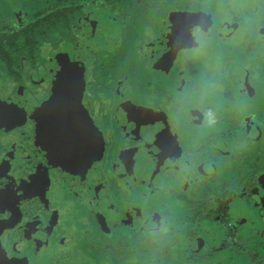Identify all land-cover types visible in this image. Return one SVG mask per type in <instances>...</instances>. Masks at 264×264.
Instances as JSON below:
<instances>
[{"label":"flooded vegetation","instance_id":"1","mask_svg":"<svg viewBox=\"0 0 264 264\" xmlns=\"http://www.w3.org/2000/svg\"><path fill=\"white\" fill-rule=\"evenodd\" d=\"M4 1L0 0L6 5ZM223 2L228 9L232 5V0ZM39 4L28 7L30 14L31 9L40 8ZM247 4L250 7L246 6V11L241 9L247 16L240 22L237 17L235 27L231 22L219 21L214 0H61L36 22L19 30L0 31L1 52L4 43L13 45L5 57L0 56V77L9 86L5 93L0 89V264H45L58 255L48 264L96 261V253L89 254V258L82 253L86 233L96 234L100 228L111 238L112 223L86 219L85 210L91 212L108 180L112 183V168L115 173L130 175L127 171L133 160L151 154L162 158L163 167L169 162L176 167V162L185 159L190 162L189 171L196 176L198 160L214 168V175L205 172L198 176L205 188L201 197L196 194L198 186L192 178L181 183L184 189L194 186V195L175 190V195L170 193L173 202L183 201L181 208H192L183 216L188 224H195L189 216L197 203L206 200L207 191L214 189L211 197L216 193L222 201L223 188L229 190L225 211L214 220L221 215L233 227L210 226L216 233L220 230V235L224 231L238 235L242 240L237 241L238 253L230 251L225 261L213 260V252L219 249L211 247L212 240L206 234L200 252L186 251L188 263L233 264L232 255L240 259L235 260L237 264H264V224L246 227L228 214V202L236 198L250 214L247 204L252 199L264 214V193L257 189L264 188V0H247ZM9 13L2 11L0 16L14 18ZM208 14L213 21L203 23L202 16ZM22 17L15 20H24ZM43 25L46 27L41 28ZM53 30L63 35L62 46L51 40ZM43 32L46 38L41 43ZM20 37H26L25 45L18 42ZM65 48L62 57L50 56ZM41 50L45 57L39 65L35 61L41 57ZM223 55L226 61L221 59ZM216 60L221 68L209 67ZM26 61L32 71L22 68ZM203 77L207 81L201 82ZM23 92L31 97V105L20 101ZM171 97L179 98V103ZM197 97L209 101L198 102ZM216 100L227 109L233 107L232 102L245 105L256 101L255 109L247 107L244 113L257 117L258 124L236 123L233 132L212 129L207 115L213 118L214 112H223L215 110ZM164 105L169 110L159 117L156 130L151 132L156 134V143L150 154L149 131L138 132L140 122L133 118V111L142 112L145 121L144 117L150 112L158 114ZM245 114L241 115L242 124H246ZM180 121L185 130L182 135L188 134L185 144L183 136H174L173 129L180 126ZM199 123L206 127H198ZM202 129L217 132L216 139L205 130L200 132ZM255 131L263 132L259 142L254 138ZM236 133L237 147L229 143ZM199 138L201 143L197 142ZM194 140L200 148H194L196 155L190 157L191 148H186ZM235 149L237 154H233ZM174 170L165 172L173 174ZM170 178L176 182L173 175ZM137 185L136 189L145 193L139 192L142 197L147 196L148 185L156 186L153 181ZM157 191L164 194L161 187ZM163 214L166 220L161 216L159 221L166 226L163 230L169 228V220L180 222L169 208ZM136 220L133 217L132 223ZM146 222L144 219L140 227H135L139 234L134 243H129L130 236L115 235L125 260L136 258L142 249L159 246L151 236L140 234ZM200 227L195 225L197 232ZM118 228L121 226H115V230ZM184 228L169 229L174 250L183 242L192 246L191 240L202 233L180 241ZM160 235L161 239L165 237ZM219 242H223L222 235ZM100 244L110 247L102 255L112 257V241ZM245 255L247 259H243Z\"/></svg>","mask_w":264,"mask_h":264},{"label":"rangeland","instance_id":"2","mask_svg":"<svg viewBox=\"0 0 264 264\" xmlns=\"http://www.w3.org/2000/svg\"><path fill=\"white\" fill-rule=\"evenodd\" d=\"M167 1V0H166ZM7 2L6 5H4L3 3L0 2V13L5 12H11L9 13L11 16H13L14 18L12 19H2L0 16V31H12V30H19L21 27L27 26L29 24H32L33 22H36V19L39 18L40 15H45L47 11H49V7H55L56 5H58L59 2H61V0H5L4 3ZM33 3H41L39 4V7L37 10H30L31 14L28 10V7H30ZM214 4L217 8V13L218 14V18L219 21H224L223 23H229L231 22L233 26H235V22H236V18H245L246 15V9L245 7L248 6L250 7V4H247V0H232V5L231 7L228 9L227 6H225L223 0H214ZM19 5L21 6V8L23 10H21V8L19 9ZM241 9H245V11H241ZM42 11V12H40ZM232 11H234V13H231ZM40 13V14H39ZM42 13V14H41ZM215 14V13H212ZM28 15V16H25ZM209 15V14H208ZM202 16V21L203 23L206 22H210L213 21V16ZM18 16H23L22 18L24 20L21 21H16ZM16 19V20H15ZM15 20V21H14ZM46 26H42L41 28H44ZM236 27V26H235ZM52 32H54L52 34V38L51 40L56 42V46L60 45L61 46L65 43V39L63 38V35L61 33H59V31L57 30H53ZM44 33V32H43ZM205 37L209 38L208 36V32H205ZM45 38H46V34H42L39 38V41L41 40L42 42H45ZM19 39V38H18ZM18 42L20 44H24L26 43V37H20V39L18 40ZM54 49V48H53ZM67 48H65L64 50H62V53L58 52L57 54H55L54 52L50 53V56H56L57 57H62L63 52L66 50ZM47 50L49 51V48H47ZM208 51V50H207ZM72 50H67L66 53H71ZM47 53V52H46ZM212 53H209V55L211 56ZM213 55L217 56V53H213ZM40 58H38L35 62L38 63L39 65H42V57H45V52L41 50L40 52ZM215 56V57H216ZM43 57V58H44ZM221 59L223 61H226V55H223L221 57ZM209 63V62H208ZM208 65V64H207ZM24 68V70L26 72L32 71L31 67L28 65L27 61L23 63L22 65ZM213 66L212 69L214 68H221V64L219 63V61H215L213 62V65L211 63H209V67ZM205 68L203 67V70ZM198 71V70H197ZM199 72V71H198ZM3 76L0 77V89L5 93L6 89L9 87L7 80L2 78ZM198 77V76H197ZM204 77L200 80L201 82L203 81H207V78ZM186 81H188L189 79H185ZM219 80V79H218ZM10 88H12V86L10 85ZM26 92H23L22 98H21V102L24 104H28L31 105L32 101H31V97L27 94H24ZM1 94V92H0ZM170 94H172L170 92ZM172 96L174 97L175 95L172 94ZM171 97V99H174L176 101V103H179V98H173ZM186 94L182 93V98H185ZM209 97V96H208ZM196 100H204V101H209L206 100L205 98L202 97H197ZM163 101V99L161 100ZM160 101V102H161ZM181 101V99H180ZM223 101V100H221ZM257 102L255 101V103H250V104H245L242 105L243 102L241 101H237L236 103L232 102L233 107L230 109H227L225 106H223L224 104L222 103H218L217 104V100L216 103L213 102V104H215V110H222L223 112H214L211 118L209 115H207L206 119L208 120L207 123L208 125L212 128L215 129L217 128L218 131L224 130L226 131L228 129L227 132H233L235 130V128L233 126L236 125V123H241L240 125H249V124H258V118L255 116H251L248 114H245V110L247 107H253L250 110L255 109ZM166 104V103H164ZM219 105V106H218ZM235 105H238V109L236 108ZM241 110H239V106H241ZM16 107L19 105H15ZM217 107V108H216ZM163 110H160V112L158 114H156V112H150L149 115H147L146 118L147 120H142L143 117L141 116L140 111H133V118L136 119V121L138 120V125H137V129L138 132L144 131L145 130L149 131V145H150V154L151 151L153 150V146L154 143H156V140L154 139V136L156 134H152L151 132H153V130H156L155 126L158 125L157 121L159 119V117L161 115H163V113L165 114V112L167 110H169L165 105L163 106ZM233 108H236L233 110ZM204 114V112H202ZM247 113V112H246ZM182 114V113H180ZM202 114V115H203ZM245 114L246 117L244 118V122L246 124H242V120H241V115ZM180 116L181 119H184L183 115H178V117ZM238 119V120H235ZM142 120V121H141ZM151 120V121H150ZM198 127H206V124L204 123V126H200V123L198 124ZM174 136L179 135L180 137L183 136V144H185V142H188V134L184 133L182 135V132L185 131L184 130V124L183 122L180 121V126L178 128H174ZM208 136H211L212 139H216V135L214 133L217 132H210L207 129H202L200 132L204 131ZM159 131V130H158ZM263 132L257 133L255 131V140L256 141H260V139L262 138ZM196 136V134L194 135ZM237 133L235 134V139L230 140L229 143H233L235 146L238 143L237 142ZM202 139L199 138V140L197 141L198 143H201ZM189 145L187 146L186 150L190 149V157H194L196 155V153L194 152L196 148V150L198 148H200V145H196L195 144V140H194V144L192 143H188ZM153 145V146H152ZM237 147V146H236ZM261 149H264V146L261 145ZM239 151L237 149H235L233 154H237ZM162 158H158V157H154L153 154H151V157L148 156L146 158L139 156L138 158H136V160L132 162V166H131V170H128V174L130 175H126V179L130 178L131 175L134 176V185L136 186L135 188H139V186L137 185L138 183H151L153 181V184H159V187H161V189H163L164 194L160 193L159 191V187H157V185L155 186L157 190H155L153 192V187L151 185H148L149 187L146 190L147 196L142 197V195L136 190L131 189V191L127 190L126 192V197L128 200H130V203H127V210L125 208V211L127 212L125 215V221L124 223L120 224L121 228H118L115 231H112V237L109 238L107 236H105V231H101L100 228H98V230L96 231V234H90L86 233L85 236V246L83 245L84 248V252L82 251V253L84 254V256H86V258H89V254L92 253V255H94V253H96L97 259L96 261L93 260L91 262H89L88 264H115L116 258L114 257V255H119L118 252H116L115 250L113 251L112 249V257L110 255H102L103 251H107V249H110V247H106L105 245L102 246V244H100V242H103L108 244L109 241L114 242L117 245L118 240L116 239L117 235L119 236L120 234H122L123 236L127 235L130 236L131 239H129V243H134L138 234H139V230L135 229V227H140L142 225V221L144 219L147 220L146 222V226L144 227V229L140 232V234H144L147 236H151V240L160 243L159 246H161L162 244H165L167 242L172 241V237L173 235L171 234V231L169 232V229L172 227L175 228H184L188 225L187 222L183 221L184 219V214L190 213L191 212V207L189 206L188 208L185 206L184 208H181L179 205L181 204L180 199L177 200L176 202H173L172 198L170 197V193H172L173 195H175L176 193H174L173 190H175L177 193H189L191 195H194V186H191L187 189H184L182 187V183L181 181H185L186 179H196L195 180V184L198 186L197 189V196H199L203 191H204V186H201V181L200 178H198V176H203V173H207V174H213L214 172V168L212 166H204L205 164L203 163V161L198 160L197 161V176L196 174H193L192 172L189 171V161H180V162H176V167L175 170L173 172V174L178 173V174H170L167 173L165 171H163L161 168L162 166V161H160ZM188 159V158H187ZM191 160V159H190ZM147 166V168L145 166ZM147 169V171H146ZM184 172V174H182ZM220 170L218 172V174H220ZM121 173H119L117 175V179L118 177H120ZM173 175L175 180H172L170 178V176ZM214 175V174H213ZM232 176H235L234 173H231ZM263 177H264V170H263ZM168 178H170L168 180ZM116 181H119L117 180ZM162 180H165L162 181ZM236 181V179H235ZM175 182V184L173 185V183ZM168 185H173V187H170ZM185 185V184H184ZM257 189H262L263 193H264V188H262L261 186H259ZM126 191V190H125ZM130 192V193H128ZM119 191L116 189L115 193H114V199L118 200L119 197ZM150 194V195H148ZM177 197V196H176ZM201 197V196H199ZM238 197V196H237ZM165 199L166 203L163 202L162 199ZM85 199L88 200L87 196L85 197ZM124 199V198H121ZM199 200L201 198H198ZM262 202L264 203V195L261 198ZM258 201V200H257ZM169 202V204H171L177 211H175L169 204L166 206L165 204H167ZM187 204V203H186ZM248 207H250L249 209L252 211V213L250 214L249 210L245 209V205L243 203H241V200H238V198L230 200V202H228V214L232 215V218L235 220H238L239 223H244V225L248 226L249 224H251V227H256L257 225L264 224V214H262L263 212H259L255 206V203H253L252 199H248ZM168 208L170 210H173V213H175L176 217H178V219L180 220V222L176 223L175 221L169 220V228L167 230H163V227H166L165 225H161L159 224V221L161 220V216L162 214L168 210ZM113 210V209H112ZM264 210V209H263ZM262 210V211H263ZM125 214V212H124ZM163 215H167V214H163ZM136 218L137 220L135 222L132 223V218ZM169 217V216H168ZM163 219L166 220V217L162 216ZM191 223V222H190ZM215 224V227L217 228V225H221L223 224L225 227L228 228H232L233 225L230 223H227L225 221V219L223 218V216L219 215L215 222L212 223V226ZM212 226H205L203 228L200 227V231L202 232L198 237H194L190 244H192V246H190L187 243H180V245L177 247L176 250H174L173 255L170 256H164L163 259L162 258H156L153 259L152 256L153 254H157V252L155 250H153V247H147V249H150V251L142 249L141 254L137 255V259L136 258H132L128 261H126V264H136L140 259H142V261L140 262L141 264H190L188 263V255L186 251L191 250L194 251L195 253L200 252L201 249V245L204 243V238L207 237L206 234L209 235V238L212 240V245L211 247H218V253H214L213 252V256L212 254H208V256H212V258H214L213 260H221V261H225L228 260L225 256L231 254L230 251H233L235 253L237 252V248H238V242L242 241L240 238L238 240V235H232V234H228L227 232H223L222 235V239L223 242H219L221 235H220V230L216 233L215 228ZM246 226V227H247ZM113 229V228H112ZM166 229V228H165ZM246 232V231H245ZM160 234H164V238L161 239V235ZM204 234V235H203ZM236 234V233H235ZM246 234V233H244ZM259 234V233H258ZM116 235V237H115ZM243 235V234H242ZM95 236V238L93 237ZM92 237V238H91ZM103 237H106L108 239L104 240ZM160 238V239H159ZM112 239V240H111ZM238 241V242H237ZM147 242V241H144ZM156 247V248H159ZM210 247V246H208ZM244 253H242L241 255H243ZM186 255V256H185ZM59 256V255H58ZM58 256L53 257L52 260H55ZM95 256V255H94ZM238 256V255H236ZM247 255H245L243 257V259H247ZM162 259V260H161ZM51 260V261H52ZM233 261V264H237L235 263V260H239L240 259H235L234 257H230V262ZM46 262L45 264L50 263ZM72 262L69 261V264H73V260H71ZM160 261V262H159ZM96 262V263H95ZM196 263V262H194ZM215 263H217V261H215ZM87 264V263H85ZM218 264V263H217ZM232 264V262L230 263Z\"/></svg>","mask_w":264,"mask_h":264},{"label":"trees","instance_id":"3","mask_svg":"<svg viewBox=\"0 0 264 264\" xmlns=\"http://www.w3.org/2000/svg\"><path fill=\"white\" fill-rule=\"evenodd\" d=\"M25 35L27 36V39L29 37L28 33H25ZM16 47V46H15ZM1 40H0V56H4L7 53V50L9 48L13 49V45L11 44H7L4 43L3 44V50L1 52ZM184 161H186L185 159H183ZM180 160V161H183ZM169 168L174 169L175 166H173L170 162L166 164V166L162 167V170L168 172ZM178 174V173H175ZM173 174V175H175ZM184 174V172L182 173ZM117 175L118 173H115V171L112 168V183L108 180L107 184L105 185V188L100 192L98 197L99 203L94 205L91 208V212L88 211V209L85 210L84 212V216L86 219L89 220H93L96 222H100V221H105V223L107 225H111L109 222L112 223V231H115V226L120 225L121 223L123 224L125 221V215H126V211L125 208L127 210V203H130V200L127 199L126 197V192L127 190L131 191V189L136 190V192H142L141 194H145L144 191L141 190H137L134 187V177L132 178V180H129L128 178L126 179V176L121 175L120 177H118L117 179ZM119 180V181H116ZM170 178H168L169 180ZM157 185V184H156ZM112 187V188H111ZM153 187V191L156 189L155 185L152 186ZM116 189L119 191V197L118 200H115L114 197V193L116 191ZM224 192L222 193V201L221 199H217L216 197H219L216 193L214 194V197H211L210 195V191L215 192L214 189H210V191H207L208 193H206L205 195L207 196L206 200L204 201H198L199 203H197V207L196 210L194 211V213L192 215L189 216L190 220H193L195 224H188L183 230H181V235H180V241H184L187 240L190 237H194L195 233H200V231L197 232V229L195 228V225L199 226H207L209 227L210 225H212V223L215 221V217L220 214L223 210L225 211V207L224 204L226 203V201L224 202V200H226V198L229 196V190L226 189V187L223 188ZM126 190V191H125ZM104 191V192H103ZM130 193V192H128ZM92 196V195H90ZM124 198V199H121ZM220 207V210H215L216 208ZM108 205V206H107ZM113 209V210H112ZM125 212V214H124ZM103 219V220H102ZM188 220V219H187ZM118 222L117 224H115L114 222ZM87 226V224H86ZM88 228V227H87ZM199 230V228H198ZM121 239H123V236L121 237ZM158 245H154L153 250H155L157 252V254H153L152 258L156 259L158 258H162L164 256H169L170 257L173 255V244L172 242H167L161 246ZM112 249L113 251L115 250L116 252H118L119 255H114V257L116 258L117 262L116 264H126L125 260V255L123 253H121V248L118 247L114 242H112ZM148 251H150V249H148ZM189 252V251H187ZM163 255V256H162ZM161 259V260H162ZM141 259L138 261V264H141ZM160 262V261H159Z\"/></svg>","mask_w":264,"mask_h":264},{"label":"water","instance_id":"4","mask_svg":"<svg viewBox=\"0 0 264 264\" xmlns=\"http://www.w3.org/2000/svg\"><path fill=\"white\" fill-rule=\"evenodd\" d=\"M103 138H101V153H103L102 151H103Z\"/></svg>","mask_w":264,"mask_h":264}]
</instances>
